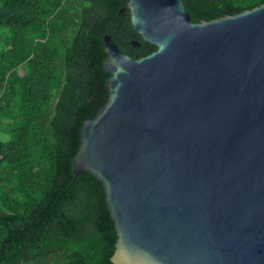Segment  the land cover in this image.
I'll return each instance as SVG.
<instances>
[{"label":"water","instance_id":"obj_1","mask_svg":"<svg viewBox=\"0 0 264 264\" xmlns=\"http://www.w3.org/2000/svg\"><path fill=\"white\" fill-rule=\"evenodd\" d=\"M127 11L157 49L104 35L109 99L73 159L103 184L112 263L264 264V3L200 22L184 0Z\"/></svg>","mask_w":264,"mask_h":264},{"label":"trees","instance_id":"obj_2","mask_svg":"<svg viewBox=\"0 0 264 264\" xmlns=\"http://www.w3.org/2000/svg\"><path fill=\"white\" fill-rule=\"evenodd\" d=\"M128 1L0 0V264H113L103 184L75 178L73 159L109 99L104 35L136 58L157 49L120 13ZM184 2L200 22L264 0Z\"/></svg>","mask_w":264,"mask_h":264}]
</instances>
